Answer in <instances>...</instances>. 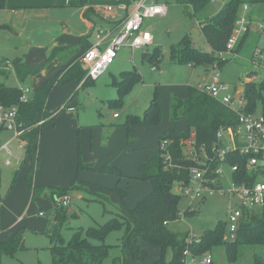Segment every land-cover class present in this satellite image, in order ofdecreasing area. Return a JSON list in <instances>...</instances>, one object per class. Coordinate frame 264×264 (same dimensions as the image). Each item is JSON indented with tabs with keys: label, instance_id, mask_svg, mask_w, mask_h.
<instances>
[{
	"label": "trees",
	"instance_id": "trees-1",
	"mask_svg": "<svg viewBox=\"0 0 264 264\" xmlns=\"http://www.w3.org/2000/svg\"><path fill=\"white\" fill-rule=\"evenodd\" d=\"M176 1L188 8L192 7L195 14H198L212 0ZM245 4L249 6L247 10L249 20L247 29L236 47L228 50L227 44ZM6 5L7 0H0V9L6 7ZM258 8L261 15L259 14V18H256L254 15L257 13ZM258 19L264 25V0H229L214 16L200 22L201 31L211 45V50L204 51L197 48L189 34H187L177 45L173 46L171 59L179 64L204 66L207 69L217 65L221 68L223 66L221 57L226 52L237 54L240 51L251 33L252 24L258 22ZM262 29L264 31V28ZM145 58L154 68L159 69L163 60L161 48L154 49L145 55ZM218 60L221 63L217 62ZM13 68L21 80H26L27 76L35 71L34 68L23 63L22 60L15 61ZM4 70L6 71L5 68L0 67V71L3 72ZM87 72L81 62L77 60L59 80L62 83L76 80L82 82L84 86L93 84L95 81L87 78ZM141 78V73L136 68L122 72L120 79L114 82L118 90V96L110 100L109 105L113 108L121 107L124 98ZM53 82H47L34 94L30 101L21 103L20 108L21 120L30 127L24 135V142L26 156L32 163L28 184L34 193L39 192L38 188L33 184L34 165L37 159L41 130L39 122L45 121L51 115L46 110V104L53 91ZM243 88L247 109L255 112L257 108L256 99L259 96L258 88L252 81H244ZM21 94V89L17 87H8L0 84V100L7 105L19 104ZM163 116L164 110L155 95L143 116L128 115L124 125L127 127L159 125ZM170 119L171 121L182 119L188 121V128L169 129L160 137V143L163 139L169 141L167 150L171 154L174 167H168V164L164 161L159 143V153L149 157L141 165L140 175L133 177L149 181L151 190L130 210V215L124 212L116 213L105 224L92 227L86 233L82 229L76 231L72 238L66 242L62 236L61 228L66 221L67 207L55 206L53 198L55 195L68 194L67 191L71 187L53 195L52 216L54 217L49 220L47 226V233L50 234L53 240L51 246L52 264H103L105 257L110 253V245L105 243L107 234L113 229L123 227H125V232L120 241L122 256L116 257L114 264H124L127 256L135 260H146L149 255L141 247L140 240L159 246L164 251L167 247L174 249L175 256L173 261H168L163 256L153 264H183V252L187 247L194 254L200 256L219 246L225 249L231 262L243 256L245 250L249 248L253 253V263L264 264V254L258 252L259 248L264 249V209L246 212L244 219L241 221L237 238L234 240L225 238L227 232L226 220L218 221L214 228L206 230L198 237L195 236L192 241L189 239L191 232H177L171 228V223L182 217L180 214L183 211L181 203L184 200L181 195L174 192L173 185L176 181L188 178V167L192 163L191 160L185 158L182 154V142L190 136L191 130H194L198 147L204 146L210 151L221 127L232 126L238 128L239 119L237 112L203 92L200 88L190 86L187 97L172 96ZM228 161L230 165H239V170L234 172V176L239 182H254L259 178L264 179V167L258 170L255 169L253 172L248 171L247 161L242 156L235 154L230 156ZM84 168L86 167L81 166L80 170ZM90 169L98 173L114 175L120 179L124 177L131 178L124 173L121 167L116 165L103 164ZM19 173L20 169L16 171L13 183L18 178ZM112 191L123 199L127 195V191L118 186L112 188ZM189 206L191 207V205ZM189 206L184 210L185 216L196 212L195 209L192 210ZM23 239V231L18 229L8 239L0 241V254L14 253L17 249L23 247ZM212 264H214V260Z\"/></svg>",
	"mask_w": 264,
	"mask_h": 264
},
{
	"label": "crops",
	"instance_id": "crops-1",
	"mask_svg": "<svg viewBox=\"0 0 264 264\" xmlns=\"http://www.w3.org/2000/svg\"><path fill=\"white\" fill-rule=\"evenodd\" d=\"M135 1L7 0L6 7L0 9V37L2 38L3 33H7L6 38L9 43L6 48L13 55L11 58L8 57L7 63L14 65L15 61L22 60L23 63L35 69L32 74L27 76L26 80L29 77L36 80L37 90L33 89L32 84H22L17 88L30 87L32 89L29 96L30 101L34 94L47 82L54 81L52 94L46 104V110L51 115L41 123L39 148L34 165L33 184L39 192L34 193L33 189L23 187V183H21L20 197L16 187H13L15 182L11 181L10 186L6 188L2 186V191L4 190L6 194L4 195V192L1 191L4 198L3 211L12 212V203L15 196H19L21 201L41 196L39 199L51 200L53 212V195L71 187L67 191L68 194L71 196L77 194V197L83 202L89 200L102 202L103 204L107 202L114 206L115 212L111 211L114 215L121 212L130 215V210L150 192L151 184L149 181L133 177L140 175V167L149 157L159 153L160 137L165 131L158 134L157 144L144 147L147 150L144 153L138 147L142 144L138 139L141 131L149 125L131 127L124 125L128 115L138 114L127 112V108L124 107L121 111L126 113V118L123 120H115L121 117V112H115L119 115L115 116L114 113L113 118H110L109 121L99 120L94 117V113L90 115L85 111V108L82 109L78 106L82 102H76L74 94L70 96L73 89L77 88L76 91L78 92L79 88L86 85L84 86L82 82L76 80L66 83L59 80L77 60L81 62L83 68L88 70L87 65L80 60V57L97 42H100L102 47L111 42L119 32L123 21L134 9ZM165 1L169 10V1ZM109 6H113L114 9L109 10ZM151 19L146 21L145 26L153 33L152 25L148 22ZM125 48H130L133 51L129 46H125ZM257 49L259 48L257 47ZM150 52H152V49L148 48L143 51L140 58L134 55L117 75L113 74L112 78L106 82L101 81V84L112 89L108 95L109 99L112 100L118 96V90L114 82L120 79L121 73L135 68L142 73L143 70L136 65V61L137 59H146L145 55ZM262 60L264 61V54ZM202 67L206 73L212 69ZM161 68L162 66L159 69ZM207 76H204L202 80ZM96 80L90 85H96ZM246 81H251V79ZM200 82L195 86L199 88L203 83ZM233 88L239 94L244 95L243 84L240 90L237 86ZM56 92L59 95L57 100L51 101L50 98ZM174 95L185 98L188 95V90L181 94L175 91ZM64 104L73 109L62 110ZM109 107V109L113 108ZM103 164L119 166L131 178L124 177L120 179L117 176L98 173L90 169ZM27 166L29 168V165ZM81 166L86 168L80 170ZM22 167L23 163L19 169L21 170ZM116 186L127 191L124 199L112 191V188ZM27 213L28 209L18 217L19 220L17 221L20 223L17 224L16 221L11 227L12 231L7 233L0 241L8 239L18 230L16 228L22 223ZM76 213V210L69 206L66 210L67 220L68 215L72 216Z\"/></svg>",
	"mask_w": 264,
	"mask_h": 264
},
{
	"label": "rangeland",
	"instance_id": "rangeland-1",
	"mask_svg": "<svg viewBox=\"0 0 264 264\" xmlns=\"http://www.w3.org/2000/svg\"><path fill=\"white\" fill-rule=\"evenodd\" d=\"M168 1V13L165 16H158L148 21L152 25L154 33V41L148 48L152 49V51L156 48H161L163 54L161 63L162 68H153V65L146 59H137L136 65L143 70L141 73L142 78L124 98L123 106L109 109V101L111 99L108 98V95L112 89L101 84V81L106 82L112 78L113 74L117 75L134 55L140 58L143 51L148 49L147 47L133 51L130 48L123 47L119 51V56L110 65L107 73L96 80V85H86L83 88H79L78 92L76 91L77 88H75L70 94V96L74 94L76 102H82L78 105L80 108H85V111L90 115L94 113L95 118L104 121H109L110 118H113L115 112H121L122 114L119 119L115 120L119 121L126 118V113L121 111L124 107L127 108V112L144 115L156 95L160 105L164 109V116L160 125L148 126L141 131L138 140L142 142V144L138 145V147L141 148L144 153L147 151L144 147L158 143V134H162L169 129L188 128V121L186 119L177 121L170 120L171 98L174 92L177 91L181 94L188 90L190 85L195 86L198 85L200 81V83H202L205 80H212V75L215 74L213 68L206 73L202 66L194 67L188 64L173 62L171 59L173 46L177 45L185 35L189 34L193 44L197 48L210 51L211 45L207 42L201 31L200 22L208 17L214 16L229 0H212L198 14H195L192 7L188 8L178 3L176 0ZM259 14L261 15V12L258 8L254 16L259 18ZM241 15H248V11L243 9ZM258 20V22L252 24L251 33L240 51L237 54L226 52L221 57L223 66L217 69L220 71L221 81L230 84L232 87L237 86L239 90L243 82L248 79H251V81L256 84L259 96L256 99L257 108L254 114L259 117L264 114V61L262 60V55L264 54V31L260 23L261 20ZM6 34L7 33H3L2 38L0 37V66L6 69V71H0V84L9 87L32 84L33 89L36 91V80H32V78L29 77L26 81H22L18 77L13 65L7 63L8 57L11 58L13 55L12 52L6 48V45L9 43ZM257 47L262 50L259 57L255 55ZM217 62L221 63L219 60ZM204 76L207 77L202 80ZM58 96V92L54 93L50 98L51 101L57 100ZM63 106H65V104ZM10 137V133H3L2 143L7 141ZM231 141L229 131L225 130L223 142L228 144ZM22 143L24 144V142ZM20 144L19 141H13L11 143L10 147L15 157H13V163L9 166L3 164L4 158L9 155L7 151L3 150L0 153V167L3 186L6 188L10 186L16 171H18L22 163L25 162L13 186L14 188L16 187V191L21 197V183H23V187L30 188L28 176L32 163L26 156L25 148L19 147ZM27 165H29V168ZM221 167L224 170L222 177L223 185L225 188H229L233 176L231 166L228 163H222ZM2 192H4V190ZM4 195H6L5 192ZM19 196H15L13 200L12 212H5L3 209L0 210V239L12 231V225L15 224L16 221L19 220L18 217L28 209V213L24 220L16 228L23 231L24 244L23 247H20L14 253H1L0 264H52L51 246L53 240L50 234L47 233L49 219L53 217L51 215V200H46L44 198L39 199L41 197L39 196L38 198L33 197L34 199L29 198L26 201H21ZM236 202V200L228 195L219 194L211 196L205 201H193L191 207H193L196 212L174 221L171 223V228L177 232H191L198 237L206 230L214 228L218 221L225 220L228 216L230 205H235ZM189 205V201L184 199L181 203V209L185 210ZM70 206L74 208L77 213L72 216L68 215V220L66 217V221L61 228L62 236L66 242H68L73 234L80 229L86 233V231L92 227L105 224L114 216L111 211L115 212L114 206L107 202L104 204L93 200L83 202L77 197V194L72 195ZM41 211L44 212V216L40 215L39 212ZM18 222L19 221H17V224L20 223ZM124 232L125 227L113 229L107 234L105 243L110 245V253L105 257L103 264H114V259L118 256H122L120 241L124 236ZM140 244L141 247L148 252V258L146 260H135L127 256L124 260V264H153L163 256L168 261L174 260L175 252L172 247H167L164 251L161 247L152 245L143 240H140ZM258 252L264 254V249L259 248ZM209 254L212 255L214 264H254L252 257L253 253L249 248L245 250L243 256L234 262L228 259L225 249L221 246L213 248Z\"/></svg>",
	"mask_w": 264,
	"mask_h": 264
},
{
	"label": "built area",
	"instance_id": "built-area-1",
	"mask_svg": "<svg viewBox=\"0 0 264 264\" xmlns=\"http://www.w3.org/2000/svg\"><path fill=\"white\" fill-rule=\"evenodd\" d=\"M113 10V6L108 7ZM247 11L249 6L245 4ZM168 13V4L165 0H136L134 9L125 21L121 24L119 32L111 42L102 47L97 42L88 48L80 57L81 61L87 65V78L96 80L104 75L109 66L117 58L119 51L129 46L133 50L147 47L153 41V33L147 29L145 23L148 19L158 16H165ZM247 15H241L236 23L233 33L227 44V49L232 50L238 44L240 38L245 33L248 25ZM264 28V25H262ZM260 49H256L255 55L258 57ZM215 74L212 80L203 82L199 88L222 102L224 105L235 110L238 114V128L221 127L216 135V140L210 151L204 146L197 145L195 131L191 130L190 136L182 142V154L185 158L192 161L188 167V178L174 183L173 190L181 195L183 199L189 201H204L216 194L228 195L236 200L235 205H230L228 210L227 232L225 238L234 240L237 238L241 221L246 212L250 210L264 209V179L259 178L254 182H239L234 176V172L239 170L238 164H231L232 181L229 188L223 185L222 177L224 170L222 163H229L232 155L242 156L247 161L248 171L264 167V114L255 116V112L247 109L244 96L239 94L230 84L221 81L218 66L214 65ZM22 91L19 104L7 105L0 100V153L6 150L9 154L4 158V165H11L15 156L10 145L13 141H19L20 147H24V135L29 130L20 118L21 103H27L32 91L30 87L20 88ZM72 110V107L63 106L62 110ZM119 113H115L118 116ZM43 121L39 122L41 124ZM228 130L231 136V142H223L224 131ZM8 132L11 137L2 143L3 133ZM169 141L163 139L160 143V149L164 161L168 167H174L172 157L167 147ZM3 186L2 173L0 167V210L4 207V198L1 194ZM72 201L70 194L55 195L53 203L55 206L69 207ZM190 209H194L190 207ZM181 218L185 217V211H181ZM40 215H44L41 211ZM195 235L190 233L189 239L192 241ZM211 254L196 255L190 248L183 252V264H212Z\"/></svg>",
	"mask_w": 264,
	"mask_h": 264
}]
</instances>
